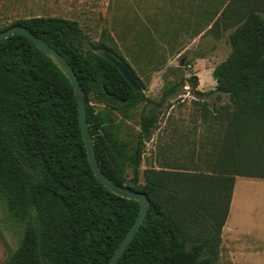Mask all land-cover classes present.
<instances>
[{
	"label": "trees",
	"instance_id": "trees-1",
	"mask_svg": "<svg viewBox=\"0 0 264 264\" xmlns=\"http://www.w3.org/2000/svg\"><path fill=\"white\" fill-rule=\"evenodd\" d=\"M233 24L231 54L213 70L216 88L202 92L193 74L166 86L159 98L146 94L107 30L92 40L77 20L55 16L22 18L0 28L25 26L67 59L85 92L102 171L151 200L117 264H218L236 177L264 178V16L248 7ZM104 50L133 70L142 91L101 55ZM186 80L194 95H228L226 104L214 107L224 135L220 142L214 139L206 158L211 170L201 169L191 156V168H147L142 185L147 144ZM91 97L104 108L95 109ZM141 104L146 110L132 142L122 137L123 123L113 113L128 118ZM0 202L24 226L18 247L3 264H108L140 210L138 201L115 194L97 178L72 83L22 34L0 42Z\"/></svg>",
	"mask_w": 264,
	"mask_h": 264
},
{
	"label": "rangeland",
	"instance_id": "rangeland-1",
	"mask_svg": "<svg viewBox=\"0 0 264 264\" xmlns=\"http://www.w3.org/2000/svg\"><path fill=\"white\" fill-rule=\"evenodd\" d=\"M248 7L258 8L264 16V0H0V28L22 18L55 16L77 20L92 40L107 30L146 85V94L159 98L166 86L193 74L199 77L202 92L216 88L213 70L230 56L229 34L236 27L233 22ZM191 90L186 80L182 94L163 111L147 144L140 184L145 183L143 172L147 168H191V156L201 169L211 170L206 158L214 139L220 142L224 135L214 107L226 104L228 95L219 99L217 93L197 96ZM90 103L97 110L104 108L93 97ZM145 110L141 104L128 118L113 113L116 122L123 123L122 137L136 141ZM127 175L131 183L132 169ZM238 188L244 213L241 210L237 225L230 209L218 264H264V234L256 241L247 230L264 229V184L249 185L240 178ZM23 231V224L9 217L0 202V264L18 247Z\"/></svg>",
	"mask_w": 264,
	"mask_h": 264
},
{
	"label": "water",
	"instance_id": "water-1",
	"mask_svg": "<svg viewBox=\"0 0 264 264\" xmlns=\"http://www.w3.org/2000/svg\"><path fill=\"white\" fill-rule=\"evenodd\" d=\"M22 34L30 39L39 49H41L44 53H46L58 66L59 68L67 75L70 82L72 83L74 90L76 92L77 101H78V112H79V122L88 154V159L90 165L97 176V178L112 192L115 194L133 199L139 202L140 210L139 214L136 217L134 223L130 227V229L125 234L121 243L113 253L108 264H117L122 254L134 238L137 231L140 229L143 224L147 212L151 205V200L149 196L142 191L134 190L126 185H120L109 178L101 169L99 162L97 160L94 142L90 133V128L87 120V105L85 100V92L82 88V85L78 79V76L67 59L58 52L55 48H53L47 41L43 38L34 34L31 30H29L25 26L21 25H13L5 30L0 32V42L12 35ZM101 55L111 61L121 72V74L125 77V79L132 85V87L136 91H142L143 86L139 79L136 77L133 70L117 55L113 54L109 51H101ZM181 65H184V59L181 61Z\"/></svg>",
	"mask_w": 264,
	"mask_h": 264
},
{
	"label": "crops",
	"instance_id": "crops-1",
	"mask_svg": "<svg viewBox=\"0 0 264 264\" xmlns=\"http://www.w3.org/2000/svg\"><path fill=\"white\" fill-rule=\"evenodd\" d=\"M240 178H243L244 181L246 183H248L249 185H256L258 183H260V184L263 183L264 184V178L249 177V176H237L236 177L230 209H231V213H232L233 223H235L237 225L240 224V222H239V216L241 214V210H242V215L244 213L243 207L241 205V197H240V192H239V188H238V180ZM248 210H251V204L250 203H249V206H248ZM241 224H243V223H241ZM247 230H248L249 235L251 237H253V239H255L256 241L262 239L260 236L264 234V229H262V230L259 231L258 229H255V228L253 229L252 227H250V228L247 227Z\"/></svg>",
	"mask_w": 264,
	"mask_h": 264
}]
</instances>
